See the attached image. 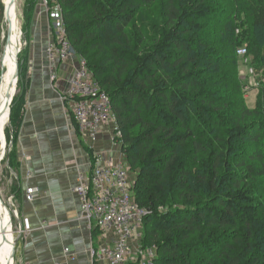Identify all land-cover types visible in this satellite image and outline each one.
I'll return each mask as SVG.
<instances>
[{"label":"trees","instance_id":"trees-1","mask_svg":"<svg viewBox=\"0 0 264 264\" xmlns=\"http://www.w3.org/2000/svg\"><path fill=\"white\" fill-rule=\"evenodd\" d=\"M39 1H25L30 23ZM56 2L72 45L110 97L121 150L136 174L134 197L148 211L142 246L155 247V264H264V194L254 195V167L236 153L246 138L264 139V124L225 122L203 98L196 69L199 41L211 37L218 17L214 7L208 0ZM245 3L253 24L264 26V0ZM4 8L0 0V22ZM189 155L193 164L201 157L199 169ZM259 173L264 183V165Z\"/></svg>","mask_w":264,"mask_h":264},{"label":"crops","instance_id":"crops-1","mask_svg":"<svg viewBox=\"0 0 264 264\" xmlns=\"http://www.w3.org/2000/svg\"><path fill=\"white\" fill-rule=\"evenodd\" d=\"M33 16L21 63L20 91L13 105L15 138L10 156L14 165L9 166L10 184L5 189L21 220L27 218L32 229L18 233L13 264H106L94 259L92 246L112 245L116 234L89 228L81 218L80 195L73 188L79 172L91 173L96 150L117 161L124 155L121 146L112 143L108 125L94 143L82 136L71 110L72 98L63 99L82 57L58 64L57 79L51 80L46 55L53 38L50 17L39 4ZM134 178L131 175L133 182ZM28 186L37 189L34 200L27 199ZM140 242L135 238L133 246Z\"/></svg>","mask_w":264,"mask_h":264},{"label":"built area","instance_id":"built-area-1","mask_svg":"<svg viewBox=\"0 0 264 264\" xmlns=\"http://www.w3.org/2000/svg\"><path fill=\"white\" fill-rule=\"evenodd\" d=\"M56 1H39L42 11L50 17L53 38L46 55L51 64V80L54 81L57 79V65L78 55L66 32L62 8ZM236 53L238 57L244 58L248 54L247 45L239 46ZM69 80L63 99L72 98L71 110L82 136L89 143H94L99 139L103 126L108 125L112 143L117 147L121 146L122 131L110 97L101 89L84 58L78 61V66ZM123 155V160L117 161L103 150H96L92 156L91 173L85 175L79 172L78 184L73 188L80 195L81 218L89 228H98L102 232L114 231L116 234L112 245L92 246L91 254L96 261H106V264H155V247L142 246L143 221L148 211L135 200L130 165L124 153ZM26 193L28 200H34L37 189L28 186ZM8 200L13 205L12 196ZM12 210V231L13 216L18 220L17 233L31 231L29 220H21L14 205ZM137 237L141 242L134 247L133 242ZM65 251L68 253L69 249L66 248Z\"/></svg>","mask_w":264,"mask_h":264},{"label":"rangeland","instance_id":"rangeland-1","mask_svg":"<svg viewBox=\"0 0 264 264\" xmlns=\"http://www.w3.org/2000/svg\"><path fill=\"white\" fill-rule=\"evenodd\" d=\"M25 1L27 0H14V14L23 33V47L19 55L18 88L15 96L20 91L21 63L26 51V42L30 38L32 29V22L30 23L25 17ZM208 2L214 7L218 17L213 22L211 37L200 40L198 45V51L200 52L198 56L201 65L196 69L204 83L201 87L203 98L214 103L215 112L222 116L225 122L235 123L241 121L242 124L251 126L260 123L262 126L264 124V115L261 114L264 111V107L261 106L264 102V26L253 24V20L246 10L245 0H208ZM3 17L0 22V79L5 70L4 55L9 28V20L5 17V12ZM239 44H246L248 47V54L244 58L238 57L235 53V48ZM16 70L18 71V68ZM259 102L261 105H259ZM12 104L10 105V111ZM254 108H257V110H253ZM245 109L253 110L256 114H249V116L244 117ZM12 129L10 120L5 129L6 154L0 168V197L8 209L13 212V205L8 200V194H5V189L7 190L10 184V163L7 160L8 155L11 153ZM255 131L256 129H254ZM208 136L209 133H206L205 138H208ZM185 148L188 152H192L193 147L191 144ZM236 153L238 161L245 164L252 163L255 173L252 174L249 183L254 195L261 198V195L264 194V183L259 172L263 170L264 165V139L261 142H253L252 139L246 138L241 145L237 146ZM259 157L261 158L259 159ZM200 158L199 156L193 164L191 161L194 158L189 155L191 166L199 169L201 166ZM239 170L245 172L242 168ZM130 174L132 178L136 177V174ZM17 221L13 216V240L18 237ZM226 243L227 240L223 243H217L214 248L220 249L219 247ZM11 246L13 245L11 244ZM205 252L207 253L206 256L212 259L217 258L213 248H207ZM194 261L192 260L189 264H193Z\"/></svg>","mask_w":264,"mask_h":264},{"label":"bare ground","instance_id":"bare-ground-1","mask_svg":"<svg viewBox=\"0 0 264 264\" xmlns=\"http://www.w3.org/2000/svg\"><path fill=\"white\" fill-rule=\"evenodd\" d=\"M3 1L5 5V17L9 20V28L4 55L5 70L0 79V168L6 154L5 129L11 116L10 105L16 92L17 54L20 48L23 47V33L14 14V0ZM11 219V210L6 207V204L0 197V264H13V247L16 242L12 238L14 233L12 231Z\"/></svg>","mask_w":264,"mask_h":264},{"label":"water","instance_id":"water-1","mask_svg":"<svg viewBox=\"0 0 264 264\" xmlns=\"http://www.w3.org/2000/svg\"><path fill=\"white\" fill-rule=\"evenodd\" d=\"M4 12H5V8H4ZM22 51V47L20 48V51H19V53L17 54L18 55V71H17V78H16V81H17V84H16V91H17V88H18V79H19V55H20V52ZM15 94H16V92H15ZM15 94H14V96H13V100L15 99ZM13 100H12V102H13ZM11 112V111H10ZM11 120V116H10V118H9V121Z\"/></svg>","mask_w":264,"mask_h":264}]
</instances>
